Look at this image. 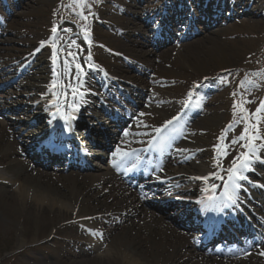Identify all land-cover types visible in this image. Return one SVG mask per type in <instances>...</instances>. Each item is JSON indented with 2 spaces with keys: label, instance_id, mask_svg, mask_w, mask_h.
I'll list each match as a JSON object with an SVG mask.
<instances>
[{
  "label": "rangeland",
  "instance_id": "obj_1",
  "mask_svg": "<svg viewBox=\"0 0 264 264\" xmlns=\"http://www.w3.org/2000/svg\"><path fill=\"white\" fill-rule=\"evenodd\" d=\"M251 1H237L240 6L234 15L219 20L217 24L198 26V32H192V34L184 35L185 33L175 32L177 38L173 40V43H162L152 47L148 44L151 39L152 25L145 26L143 23L150 17V13L160 9L162 0L137 2L135 0H99V2L88 0L91 12L95 16L88 14L87 5L82 6L84 15L88 16L87 21L79 20L74 15L73 9L80 11L74 4L71 7H65L69 5L70 0H0V60H4L1 66H9L16 62V70L26 66L25 69H30V72H33L35 68L42 72L44 68L52 71L50 67L54 64L51 29L56 26L60 40L56 46L58 51L54 66L63 68L65 58L71 61L72 57H66L67 47L64 52H60L59 49L67 45L69 38L72 37L76 40V45L71 46V50L82 67L87 66L84 62L90 52L92 55L90 62L103 66L106 76L128 78L127 80L134 84L137 90H147L146 92L150 94L149 99L141 103L136 101L137 98L136 102L134 101L137 112H140L135 118L141 128L146 125L147 130H150L178 111L190 91L201 94L204 98L203 112L200 111L199 115L188 122L184 135V138H188L185 145L191 148L190 160L192 159L194 163L191 164L186 158V162L182 164L189 172L200 173V167L209 171L210 167L216 168L214 166L215 155L218 154L216 146L221 142L218 137L222 134L226 135L227 139L221 142V145L227 144V141L238 137L237 134L244 128L242 122L237 123L233 125L232 130L225 133V129L234 121V102L251 101V103H243L242 106L248 113H255L260 102L264 101V0ZM85 23L88 28V40H85L84 32L81 30V25ZM65 28L70 31H62ZM131 49L133 52H130ZM44 61H46L45 64H43ZM99 69L98 67L94 70L100 72ZM26 78L22 75L16 79L20 83ZM205 78H208L211 84L205 85ZM88 80L92 83L90 77ZM119 81L123 83L122 80ZM3 84L7 85L0 89V110L4 108L8 111L15 99L10 100L5 94L9 84L11 86V81L0 80V86ZM199 84H203V87H194ZM12 86L13 92H17L18 89L13 84ZM119 86L125 87L123 84ZM208 86L212 90L207 96ZM245 89L248 91L246 92ZM235 111L236 119H238L239 109ZM6 116L11 120L20 117V114L7 112ZM3 118L5 117L0 113V119ZM257 120H259L257 125L259 135L264 136V112L252 116L250 123L255 125ZM26 121L28 122L29 119ZM21 131H23L22 135L27 136L25 129ZM13 139L11 137V140ZM124 143L126 145L122 148L127 149L134 141ZM257 143L262 142L257 141ZM181 145H183V139L174 142V147L164 155L161 168L166 166L169 155L176 148H181ZM237 148L240 147L238 145L230 147V150H238ZM1 149L2 147L0 151ZM101 153L104 152L101 151ZM22 157L26 158L24 155ZM92 162L84 166L79 164L55 166L56 163L53 165L33 163L32 166L47 175L51 184L60 187L64 182L70 187L71 180L66 176L59 177L58 174L62 173L60 171L79 173L81 176L89 175L95 173ZM103 165H107V160L103 162ZM190 166L194 169H189ZM258 171L264 175V171L257 169ZM132 187L136 189L134 195L140 204L139 209L149 215L154 213L160 216L172 228L182 231L178 223L173 220V212L167 210L158 197L150 195L146 190H138L137 185ZM6 194L7 191L0 187V212L6 213L11 220L5 222L0 217V264H125L124 249L130 246V242L145 244L142 246L144 250H141V253L148 254L153 260L149 262L142 258L144 264H164L159 255L160 252L165 251L163 245L157 248L152 247L147 241L142 240L143 236L140 234L127 232V229L122 231L119 226L124 220V215L120 213L113 217H105L104 222L101 223L107 226L108 230H112L115 234L114 238L118 236L119 239L114 243H108L111 256L104 262H97V254L108 247L106 243L102 250L97 252L83 249L81 244L84 238L79 237V233L68 227L72 219L57 217L52 225V217L49 213L38 218L33 215L35 211L29 210V206L22 205L18 197H8L5 200L7 205H5L1 199ZM94 209H96L94 206L90 209L84 208L83 213H88L90 210L94 213ZM41 227H44L46 232L59 231L60 235L51 236L46 241L31 244L22 249L17 248L16 245L20 240L30 238ZM120 231H122L121 235H116ZM261 243L258 247L264 248V239ZM172 250V248L169 249V252ZM185 250L189 255L191 253L188 260L183 258L185 264H199L196 260L201 261L199 255L206 252L193 246L185 247ZM251 253L259 255L256 251ZM211 258L218 264H264V258L251 257L247 260H238L233 257V254L230 255L232 260L223 262H220L218 256L217 258L211 256ZM210 259L206 260V264L210 263Z\"/></svg>",
  "mask_w": 264,
  "mask_h": 264
},
{
  "label": "bare ground",
  "instance_id": "obj_2",
  "mask_svg": "<svg viewBox=\"0 0 264 264\" xmlns=\"http://www.w3.org/2000/svg\"><path fill=\"white\" fill-rule=\"evenodd\" d=\"M208 2L209 3L207 4L206 9H202V7L199 8L200 11L198 10V17H196L192 22L193 25L203 27L204 25L217 24L219 20L225 19L224 15L221 13L224 4H220L219 7L215 8V12H212L210 3H213V0H209ZM176 6L182 10V5L180 2H177ZM235 6L239 7L240 4ZM159 11L160 12L157 14V16L163 21L161 25L164 27L165 32L169 33L165 40H176V37L172 31L181 29L183 25L187 24V18L184 17L185 13L180 12L179 14H171L175 20L173 22H168L169 17L162 16L161 12L163 9L161 8ZM143 24L147 26L145 22ZM193 25L191 24V26ZM190 34H192V32H190ZM152 41L153 40L150 39L148 42L150 46H152ZM130 52H133V50L131 49ZM3 61L4 60H0V80L13 81L11 86L9 84L5 94L9 96L10 100L15 99V101H12L13 103L10 104L11 107L8 108V111L4 108L0 110V113L5 117L0 119V148L2 147L0 151V187L7 191L6 196L4 195L1 199L3 203L7 205L5 200H7L8 197H18L22 205L29 206V210L33 209L35 211V214L33 215L38 216V218H40L45 213H49L52 217V225H54L56 222L57 217H66V219H72V222L68 224V227L79 233V237L84 238V241L81 244L83 249L94 252L102 250V247L105 243L108 245V243H114L119 239L118 236H115L114 238L113 236L115 234L112 233V230H108L107 226L101 223L104 222L105 217H113L120 213L121 215H124V220L119 226L122 231L127 229V232L130 231L134 234H140L143 236L142 240L147 241L152 247L155 246L157 248L163 245L165 251L162 253L160 252L159 255L162 259L161 261L164 264H185L184 259L188 260L191 255V253L189 255V253L185 250V247L189 248L192 246L188 232H185L184 234L183 232H180L172 228V226L169 224L165 223V221H163L160 216H157L154 213L149 215V213L139 209L138 205L140 204L137 202V197L134 195L135 191L128 188L125 182L119 181L114 173L116 169L112 166L115 158L112 156V149L114 144L119 141L120 136H124L122 128L126 125L128 116L125 118L112 113L113 111L106 110L104 104L109 106L110 104L114 103L113 97L108 92V90L102 84L100 85V90L103 91L102 98L107 99L104 102L102 100H92L90 101V104H86L88 100L85 98L83 99L85 103L78 102L80 110L83 113V117L87 116L91 121L86 120L85 118L76 120V123L72 125L73 130H75V132L73 131L72 135L69 134L64 136L60 134H53L50 139L58 145L61 151L60 154L56 153L54 155L52 152L53 150H48V138L46 139L48 133L44 134L41 131V126L33 127L27 136L22 135L21 130L25 127H28L29 124H34L39 119L46 121L44 118H42L44 117L43 114L45 113L39 110L50 108L48 104L54 99L53 93L57 95L59 94L60 99L75 98V96H73L74 94L72 92V88L78 84V82H75V79H73L72 76H64L62 71H58L52 75L46 68H44V72H42L40 69L37 70V68H35L33 72H30V69H21V71H17L15 68L17 64L16 62H13L9 64V66L5 67L1 66ZM45 63L46 61L43 62V64ZM23 68H25V66ZM22 75L27 78L24 79L25 81L18 83L17 79L15 78L21 77ZM123 79L128 78L123 77ZM49 81H52V83L47 85ZM53 81H55V87H52ZM114 81V79L109 81V87L116 86ZM134 81L137 80L134 79ZM57 82L63 84H60L59 86ZM137 83L139 82L137 81ZM12 84L18 89L17 92H13ZM68 85H71V87H68ZM2 87H4V85H2L0 89ZM146 91L147 90H134L133 92L135 93L139 102H144L150 98V94H148ZM38 92H40V96L42 98L41 101H39L37 97ZM90 94V92H85V95H87L86 98L91 97ZM121 95L125 96V92L122 91ZM20 98L22 99L20 100ZM31 111L33 112L32 116L29 115L32 113ZM7 112H11V114H20V117H15L14 119L10 120L6 116ZM101 112H106L109 119H106L104 116L101 117L99 115ZM46 115L48 116V119L52 118V116H49L48 113ZM27 119H29V122L26 121ZM22 120L26 122L22 123ZM108 121H111V125L112 123L115 124V128H117L116 131L114 130L111 132L108 129V126L111 127L110 125H105V123H108ZM135 130H137V128L136 125L133 124L128 132L131 137L138 136L142 138L144 136L142 131L138 133ZM77 131L80 133H76ZM10 136L14 139L11 140ZM80 137L82 138L81 143H83V145H87L86 142H84V138L91 142L92 139H94L92 144L95 146H93V149H91V153L93 155L91 161H93L92 163L94 164L95 173L81 176L79 173H64V171L58 170L62 172L61 174H58L59 177L66 176L71 180V188L68 187L64 182H62L60 187H57L50 183V179H48L47 175H44L37 169L33 168V163L42 165L46 162H48L46 164L49 165L56 163L55 166H63L65 163L63 159L67 156L72 157L74 156V153H76V157H78L80 146L78 145L76 138ZM187 140L181 147V149H184L185 151L171 154L168 166L160 171V175L158 177L154 178L153 183L159 184L160 186L159 193H167L168 189H176L178 188V185L184 184L186 182H200L199 180L192 179L193 177H209L207 182L212 179L211 177L213 176H211L201 167L200 173H193L189 172L187 168L183 167V164H178L179 161L181 162L185 159V156L187 159H189L191 164L194 163L192 159L190 160L191 157L189 158L187 156L191 155L189 152L191 148L185 145ZM52 146L53 145L51 144L50 147ZM21 148L28 159L27 161L22 157L23 153ZM38 150L43 155L42 159L38 156ZM101 151L104 153H101ZM105 160L108 161L107 165H103ZM73 161L78 160L74 157ZM188 168L192 170L194 169V167L191 168V166ZM178 175H181V177H178ZM144 176L145 174L140 175V177ZM255 177H257V174H255ZM263 183L264 180H262L260 185L264 186ZM147 188L150 189L148 186ZM242 189L244 188L242 187L239 190V193L243 200V206L250 203L253 204L255 199L257 200L258 197L252 199L247 195L244 196L242 194ZM191 190L192 188L183 187L176 189L175 191H180V193H183L184 191ZM173 204L175 203H165V208L170 210L171 207H174ZM180 205L182 206L183 203ZM92 206L96 208L94 209V213H91V210L88 213H83L84 208L90 209ZM254 209H259L256 210L257 214L259 217H262L260 210L261 207L256 206ZM0 217L5 220V222L11 221L4 212H0ZM173 218L184 229H193V227L190 225V227H186L182 220L176 219V215H174ZM122 231L116 235L120 236ZM90 232L102 233L103 239H100L99 237H93ZM53 233L46 232V229L41 227L37 229L30 238L20 240L16 246L18 249H22L25 246L46 241L51 236L53 237L60 235L59 231H53ZM242 236L243 238H250L249 234L245 235L242 233ZM199 238H201V236ZM244 241H246V244H248L246 247H248L249 243L247 242L249 239L248 241L244 239ZM218 243L219 242H217V244ZM144 245L145 244L140 245L139 243L135 244L130 242V246L128 245V247L124 249L123 260L125 264H144L142 258L151 262L153 258H151L148 254L145 255L141 253V250H144V247H142ZM109 246L110 245H108L105 250L97 254V262H104L111 256L109 252ZM171 248L173 250L169 252V249ZM199 256H201V261L196 260V262L199 264H206V260L208 258L210 259L209 256L206 258L203 254ZM137 257H140L141 260L137 259ZM251 257L262 259L261 256L257 255H253ZM251 257L247 256L245 260ZM210 260V263L208 262L209 264H218V262H216L213 258ZM226 260L227 259L221 260L220 262Z\"/></svg>",
  "mask_w": 264,
  "mask_h": 264
},
{
  "label": "snow or ice",
  "instance_id": "obj_3",
  "mask_svg": "<svg viewBox=\"0 0 264 264\" xmlns=\"http://www.w3.org/2000/svg\"><path fill=\"white\" fill-rule=\"evenodd\" d=\"M94 2H99V0H94ZM75 5L77 9H80V11H76L73 9L74 15L78 17L79 20L87 21L88 16L84 15L82 6L87 5L89 9V15L95 16L94 13L91 12V5L88 4V0H70L69 5H65V7H71L72 5ZM81 30L84 32L85 40H88L89 34H88V28L87 24L81 25ZM64 32H69V29H62ZM52 32V62L55 65L57 61V43L60 40L59 30L56 26H53L51 29ZM90 42V41H89ZM43 45V42H42ZM76 45V40L72 37L69 38V41L67 45L62 46L59 51L64 52L65 47H67V53L66 57H72L71 61H69L67 58H65L63 63V68L65 74H71V65H75V74L73 78L81 85L83 86L86 81L83 79L85 76L84 68L82 67L81 63H78L76 60L75 54L71 50V46ZM91 61V54L88 55V57L85 60V64L88 65L89 68L92 67L90 64ZM52 87H55V81H53ZM68 87H71V85H68ZM195 88L203 87V84L194 85ZM247 92L248 89H245ZM72 92L75 94L77 92L76 88H72ZM80 97L82 98L85 93L80 92ZM193 92H189L187 94V99L183 102V110H190V108L193 106ZM234 95H236L234 93ZM53 100L51 101L52 104L56 107V112L52 113L53 116H55L57 113L61 112V106L59 104H55V93H53ZM243 103H251V101H243L241 103L234 102L233 108V116L234 121L233 124H230L227 129H225V133L229 130H232L233 125L237 123H243L244 128L240 135L236 138H233L228 141L227 144H223V147H221L219 144L216 146V150L220 152L222 155L227 156L229 155L228 149L230 147L239 146L240 148H243L244 151L238 153L235 157H233L231 162V167L227 168L226 175L227 179H225L223 176L219 175L218 173H212L211 175L215 179H219L222 181V191L220 192L219 196L210 194L206 200L207 203H204L203 211H215L217 213H222L224 209H227L229 207H236L238 206L239 202V196L238 192L242 188V185L240 181L247 180L246 172L253 170V165L256 162H262L264 163V155H261L258 153V149L264 148V144L258 145L257 141L264 140V137H261L259 135V129L257 125L259 124V120H257L256 124H251V117L255 116L261 112H264V101L260 102V105L256 108L255 113H248L244 107L242 106ZM194 106L199 108L201 106L200 100H196L194 102ZM67 107L71 109L67 114H62L61 119L64 120L65 123V131L71 130L70 121L76 119L74 113L79 111V107L76 106L75 103L68 104ZM235 109H239V118L236 119L237 113ZM181 113H178L176 116L172 117L171 119L167 120L161 127H157L153 129L154 135H151V137L146 141L147 147L143 149L145 152H155L160 155H163L168 150L172 149L174 147V142L177 140L179 136L183 134V126L180 124V121L183 119V115L186 114L185 111ZM141 115H144L141 113ZM251 129H255V131H251ZM124 136L129 135L128 132L123 133ZM147 135V133H145ZM226 135H221L218 137V140L223 142L226 140ZM244 142V143H241ZM177 152H183L184 149L176 148ZM112 156L116 159L113 162V167L118 171H122L124 173H132L134 171H137L141 168L142 164V157L139 153H137L135 150L129 152L124 151L120 147H117L116 150L112 153ZM217 166H219L217 162ZM161 165L157 164L155 170H160ZM223 170V169H221ZM145 174H147V167L145 166ZM194 180H203L205 182L208 181L209 177H193ZM217 189V185L212 184L211 188H205L203 189L206 192L215 193ZM90 234L93 237H99L100 239H103V234L98 232H90ZM264 255V253H261Z\"/></svg>",
  "mask_w": 264,
  "mask_h": 264
}]
</instances>
